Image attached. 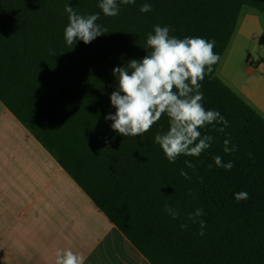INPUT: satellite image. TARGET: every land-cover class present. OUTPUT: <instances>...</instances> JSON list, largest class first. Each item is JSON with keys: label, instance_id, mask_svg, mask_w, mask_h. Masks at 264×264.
<instances>
[{"label": "trees", "instance_id": "1", "mask_svg": "<svg viewBox=\"0 0 264 264\" xmlns=\"http://www.w3.org/2000/svg\"><path fill=\"white\" fill-rule=\"evenodd\" d=\"M99 3L0 0V101L151 264H264V118L217 76L243 8L264 13V0H117L115 17L105 16ZM145 3L152 10L141 13ZM68 5L81 15L98 14L96 23L107 32L69 46ZM155 25L168 26L179 39L214 40L220 56L200 82L201 103L228 126L198 128L201 138L213 137L210 147L174 163L155 142L158 131L169 130L166 113L135 137L118 134L106 120L116 111L113 69L150 51L146 39ZM226 139L236 151H224ZM216 156L233 168L218 167ZM242 191L249 198L237 202L234 194ZM197 209L203 215L189 220Z\"/></svg>", "mask_w": 264, "mask_h": 264}, {"label": "crops", "instance_id": "2", "mask_svg": "<svg viewBox=\"0 0 264 264\" xmlns=\"http://www.w3.org/2000/svg\"><path fill=\"white\" fill-rule=\"evenodd\" d=\"M243 8L217 76L264 118L262 106L227 74L231 52L250 19ZM71 249L84 264H151L34 135L0 101V264H54Z\"/></svg>", "mask_w": 264, "mask_h": 264}, {"label": "clouds", "instance_id": "3", "mask_svg": "<svg viewBox=\"0 0 264 264\" xmlns=\"http://www.w3.org/2000/svg\"><path fill=\"white\" fill-rule=\"evenodd\" d=\"M124 5L134 4L135 0H120ZM99 8L107 17L119 14L117 0H100ZM152 10L150 4H143L139 11L147 13ZM68 13V24L64 29V38L69 46L77 40L89 44L97 37L105 34L96 21L98 14L81 15L69 5L65 7ZM168 26H154V32L147 34V54L142 59H131L126 66L113 69L117 80V88L110 95L111 105L115 114H108L106 120L112 121L111 128L122 136H139L148 132L160 120L162 114L169 118V130L166 133L157 132L155 142L161 147L167 160L174 163L181 155L198 157L210 147L212 136H203L197 130L207 124L219 122L228 126V121L216 110H206L201 101L203 92L201 81L205 75L213 71V65L218 63L220 56L216 54L214 40L201 37H184L179 39L170 36ZM175 89V90H174ZM224 128L217 129L220 132ZM197 140L199 141L197 143ZM229 140L224 141L226 153L236 151L229 149ZM215 164L230 171L233 163L224 164L220 156L214 157ZM187 168H194L190 161H185ZM181 176L190 179L181 171ZM247 192L234 194L239 202L248 199ZM165 212L173 219H178V211L165 204ZM203 215V209H197L189 214L188 219L195 222ZM201 236L206 227L203 220L199 221ZM186 228V224L181 225ZM85 257L71 249H61L55 253L54 264H84Z\"/></svg>", "mask_w": 264, "mask_h": 264}, {"label": "rangeland", "instance_id": "4", "mask_svg": "<svg viewBox=\"0 0 264 264\" xmlns=\"http://www.w3.org/2000/svg\"><path fill=\"white\" fill-rule=\"evenodd\" d=\"M228 73L234 75L241 90L264 110V27L258 20L250 19L238 36L230 55Z\"/></svg>", "mask_w": 264, "mask_h": 264}]
</instances>
